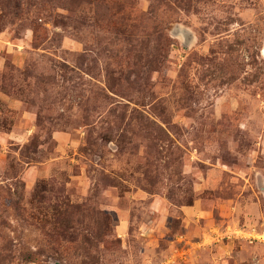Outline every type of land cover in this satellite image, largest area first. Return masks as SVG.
I'll use <instances>...</instances> for the list:
<instances>
[{"label":"rangeland","instance_id":"1","mask_svg":"<svg viewBox=\"0 0 264 264\" xmlns=\"http://www.w3.org/2000/svg\"><path fill=\"white\" fill-rule=\"evenodd\" d=\"M264 0H0V264H264Z\"/></svg>","mask_w":264,"mask_h":264},{"label":"bare ground","instance_id":"2","mask_svg":"<svg viewBox=\"0 0 264 264\" xmlns=\"http://www.w3.org/2000/svg\"><path fill=\"white\" fill-rule=\"evenodd\" d=\"M262 54L264 55V47H263V50H262Z\"/></svg>","mask_w":264,"mask_h":264}]
</instances>
